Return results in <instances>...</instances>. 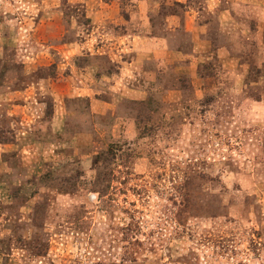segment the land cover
<instances>
[{"label": "rangeland", "instance_id": "1", "mask_svg": "<svg viewBox=\"0 0 264 264\" xmlns=\"http://www.w3.org/2000/svg\"><path fill=\"white\" fill-rule=\"evenodd\" d=\"M0 264H264V0H0Z\"/></svg>", "mask_w": 264, "mask_h": 264}]
</instances>
